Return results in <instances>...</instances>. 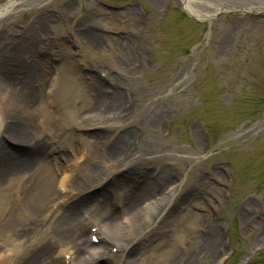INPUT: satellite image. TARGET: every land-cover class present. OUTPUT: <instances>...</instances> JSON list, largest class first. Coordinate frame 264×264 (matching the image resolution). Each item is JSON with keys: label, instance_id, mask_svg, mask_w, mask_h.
Instances as JSON below:
<instances>
[{"label": "rangeland", "instance_id": "374dc122", "mask_svg": "<svg viewBox=\"0 0 264 264\" xmlns=\"http://www.w3.org/2000/svg\"><path fill=\"white\" fill-rule=\"evenodd\" d=\"M16 47L29 52L10 55L8 77L40 76L54 118L31 117L54 197L36 223L15 213L31 232L9 264L44 247L38 264H77L74 236L51 235L60 217L96 204L123 227L128 203L142 226L131 240L102 242L83 222L89 264H264V0H0V58ZM20 179L0 183L3 211L23 202ZM153 204L166 205L156 220Z\"/></svg>", "mask_w": 264, "mask_h": 264}, {"label": "bare ground", "instance_id": "6f19581e", "mask_svg": "<svg viewBox=\"0 0 264 264\" xmlns=\"http://www.w3.org/2000/svg\"><path fill=\"white\" fill-rule=\"evenodd\" d=\"M185 8L190 14H196L188 7L185 6ZM27 52L29 51L26 47H16L14 48V52L9 51V53H7L6 51H2V56L0 58V72H6L3 76H0V147L6 139L14 145H21L27 149L25 157L14 156L11 155L9 151H3L0 149V183L5 179H8L10 176H20V180L23 183L22 193L24 196L22 198L23 202L17 204L16 207L13 208V206H6L4 211L3 209H0V215H4V221L0 227V237L6 238V247L9 253L7 256L3 257L0 264H9L15 257H20L22 255L20 254V246L22 245L25 234L31 232L28 225L23 226L17 224L18 221L15 218V213L21 215L23 220H30L31 222L35 221L36 223L37 214L42 206L46 202L50 203L54 197V192L50 190L52 177L48 174L45 167L39 166L40 164L37 163V157L40 155L44 156L43 146L45 141L36 137L34 134V127L31 124V117L33 114L45 116V120L47 124L50 125V128H52V125L54 124V118L48 114L47 110L42 108L40 91L36 89L33 84L34 80L42 81L43 79L40 76L32 78L28 75L24 80L20 81L11 80V78L8 77V74L13 76L16 73H19V69H12L11 66L8 67L11 64V61L9 60L10 55L19 56L20 54H26ZM32 68L34 71H38L37 68ZM76 94L77 97L75 99L85 103L83 107L88 105L85 94ZM47 104L51 106V103H49L48 100ZM69 184L70 183L65 181L64 178L57 181V186L61 192L59 199L66 201L69 198ZM145 186L147 187L146 182H144V187ZM153 189L154 191H157V188L153 187ZM156 205L153 204L152 206H148L156 213L154 220L160 218L166 210V205ZM131 208H133V205L128 203L123 210V212L130 217L129 221L123 227H118L113 219H99L101 214L96 204H93L90 208L83 211L71 210L63 217H60L58 222L54 225L52 229L53 234L51 235L57 237L59 240H68L74 236L72 241L78 243V245L75 247L74 252L71 254L67 253L69 254V259L72 258L77 264H89L83 255L86 251L84 248L86 242L82 240L84 239V229L82 227L83 222L87 224V219L91 217L92 220L96 221L97 224L95 226L101 233L100 241L102 242L107 239L118 240L119 242L128 241L131 240L134 233L142 227L139 222V216L136 215ZM44 215L48 216L47 208L42 216ZM15 232L19 233L17 238H15ZM16 242L18 244L15 245ZM48 248L49 247H44V249H40L37 253L30 255L24 260L23 256V262L21 264H38L40 252L47 250Z\"/></svg>", "mask_w": 264, "mask_h": 264}, {"label": "water", "instance_id": "95a60500", "mask_svg": "<svg viewBox=\"0 0 264 264\" xmlns=\"http://www.w3.org/2000/svg\"><path fill=\"white\" fill-rule=\"evenodd\" d=\"M183 11H184L187 15H189V17H192L193 19L197 20L195 17L192 16V14H190L189 12H187L186 9L183 8ZM210 20H211V19H210Z\"/></svg>", "mask_w": 264, "mask_h": 264}]
</instances>
